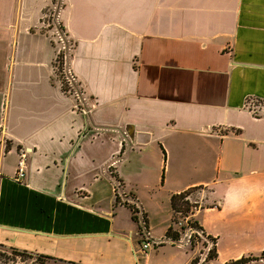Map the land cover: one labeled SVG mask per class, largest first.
Wrapping results in <instances>:
<instances>
[{
    "label": "crops",
    "instance_id": "crops-1",
    "mask_svg": "<svg viewBox=\"0 0 264 264\" xmlns=\"http://www.w3.org/2000/svg\"><path fill=\"white\" fill-rule=\"evenodd\" d=\"M250 95L264 99V0H0V246L44 264H162L126 206L152 232V182L169 214L173 194L201 187L192 218L220 264L264 254ZM162 215L153 246H188Z\"/></svg>",
    "mask_w": 264,
    "mask_h": 264
},
{
    "label": "rangeland",
    "instance_id": "rangeland-1",
    "mask_svg": "<svg viewBox=\"0 0 264 264\" xmlns=\"http://www.w3.org/2000/svg\"><path fill=\"white\" fill-rule=\"evenodd\" d=\"M65 46L67 50L70 46V43L66 41ZM62 61H63V57H61L60 55L58 58V63H57L58 67L62 65L61 64ZM152 184L153 183L151 182L150 186L147 187L146 191L140 189V195L143 201L147 203L150 208L156 207L155 209H157V211L153 210L150 213L151 215H148V219L149 221H151V223H149L148 226L149 227L150 225L152 226L153 228L152 232L149 229L148 231H146L144 228H142L140 221H138V223L134 222L133 227L137 235L139 236L140 240H142L143 237L142 235L139 234L140 233L139 230H142L143 235L147 240L150 238V234L152 233L155 238L153 240L159 241V240H162L161 236L164 237L163 225L159 224L161 223L160 218L164 217L162 213L166 214L168 219L170 218L172 220V221L170 220L172 230H180L178 223L183 221L185 215L174 213V212L173 214H169L165 208L166 200L162 198L161 196L162 193H160V195L158 194L155 195V193L158 192L159 188L158 186L154 187ZM200 196H201V191L198 190L191 194L190 199L193 201L194 200L199 201ZM190 219H193V218L191 217ZM180 231H181L180 236L188 235V239L186 238L188 240V246L171 245V243L163 241L164 243L163 246L154 247L153 246L154 244L158 245L160 243H156V242L154 243L153 241H151V244H152L151 247H149L147 250H144L145 252L153 253L151 261H155V262L158 261L159 263H162V264H168L170 262H172V264L173 263L179 264L185 261L187 258L189 259L190 257L192 258L199 257L201 258V260H203L206 257L205 255L207 254L208 250L212 248V245H213L211 241L204 240L200 232L196 231L195 229L193 230L194 232H190L189 230L188 231L180 230ZM0 255H1L0 264L2 263L1 261H7L8 259H11L13 257L10 250L6 246H3V245L0 246ZM4 258H6V260ZM34 261H35V257H31V258L26 259L23 262L18 260L16 264H33ZM211 264H220V261L218 259H215L214 261L211 262ZM251 264H264V259L257 261V262H253Z\"/></svg>",
    "mask_w": 264,
    "mask_h": 264
},
{
    "label": "trees",
    "instance_id": "trees-1",
    "mask_svg": "<svg viewBox=\"0 0 264 264\" xmlns=\"http://www.w3.org/2000/svg\"><path fill=\"white\" fill-rule=\"evenodd\" d=\"M243 107L248 110L255 108V109L264 111V99L259 98L257 96H253V95L247 96L244 99ZM256 116H264V113L256 115ZM199 189H201V187H194L184 192L173 194L170 197V207L173 210V212L183 214L185 216L190 214V208L192 204L187 198H189L192 193L198 191ZM126 206L131 210L133 220L138 223L137 216H136V213H138L137 208L131 205H126ZM145 222H146V219H145ZM188 225L203 235L202 228L198 225V223L195 220L189 219ZM180 230L183 231L184 228H180ZM180 230H172V228L169 227L168 230L166 231L165 237L173 242L178 241L181 237ZM207 240L211 241L213 245H212V248L209 249L207 254L205 255L206 257L203 260H201V258L199 257L192 258L189 264H211V262L217 258L215 239H211L210 237H208ZM8 249L12 253L13 257L11 259H8L7 261H1L3 264H16L18 260L23 262L26 259L31 258V257H35V261L33 264H44L48 260L52 259L51 257L44 256V255L34 256L28 253L27 251H21L15 248H8ZM4 259L6 260V258ZM261 259H264L263 253L259 256H252V255L242 256L236 260L227 261L224 264H251L253 262L260 261Z\"/></svg>",
    "mask_w": 264,
    "mask_h": 264
},
{
    "label": "built area",
    "instance_id": "built-area-1",
    "mask_svg": "<svg viewBox=\"0 0 264 264\" xmlns=\"http://www.w3.org/2000/svg\"><path fill=\"white\" fill-rule=\"evenodd\" d=\"M45 18H47V17H45ZM58 39L61 42H64V43L66 42L64 40L63 35L61 33H58ZM63 76H64L63 77V80H64L65 84L67 85V87L68 88H71V89H74V86L75 85H74V78L72 77V75L70 73H68V72L67 73L65 72V73H63ZM74 93H75V95L77 97L80 96V94L78 92H76L75 89H74ZM249 111L251 113L255 114V115H259V114L264 113L263 110H258V109H255V108H252ZM27 155H28V152L26 151V149H20L19 150V153H18V161H17V165H16V177H15V179L17 181L23 179L24 176H25ZM118 187H119L118 185H115L114 186V191L116 193H117ZM187 199H189L190 203L192 204V206L190 208V214H189L190 217L188 215L187 216H184L183 221L179 222L178 223V226L180 228L183 227L184 230H186V231L189 230L190 232H194L193 231L194 229L188 225V221L192 217V215L196 211H198V209L200 208V203H199V201H196V200L193 201V200H191L190 197L187 198ZM136 216H137V221H140V223H141V227L146 230V222H145V219H144L143 214L140 213V211H138V213H136ZM186 236H187V239H188V235H186ZM151 245H152L151 242L144 237L143 238V241H142V244H141V249L143 251L144 250H147L149 247H151Z\"/></svg>",
    "mask_w": 264,
    "mask_h": 264
}]
</instances>
